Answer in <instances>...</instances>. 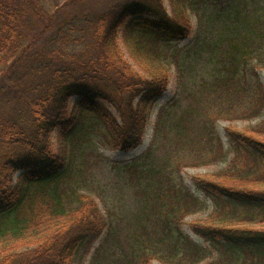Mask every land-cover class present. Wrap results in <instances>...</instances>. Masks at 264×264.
I'll use <instances>...</instances> for the list:
<instances>
[{
    "label": "trees",
    "instance_id": "1",
    "mask_svg": "<svg viewBox=\"0 0 264 264\" xmlns=\"http://www.w3.org/2000/svg\"><path fill=\"white\" fill-rule=\"evenodd\" d=\"M85 2L0 0V264H86L104 230H112L95 198L76 185L74 154L90 131L86 119L102 125L113 148H137L169 84V69L155 57L153 43L181 41L192 31V0H125L99 19L85 59L68 54L76 67L43 62L49 56L38 49L40 40H77L59 18ZM231 13L225 14L230 63L258 58L264 65V13L236 14L235 21ZM24 77L30 87H21ZM261 93L247 116L264 114ZM224 134L233 153L229 164L191 177L215 207L189 226L217 250L206 264H264V118L225 126ZM232 208L240 213L225 214ZM182 238L181 255L195 258L197 247L193 251L189 237ZM127 245L135 255L136 237ZM103 247L94 248V259ZM141 251L132 264L153 258Z\"/></svg>",
    "mask_w": 264,
    "mask_h": 264
},
{
    "label": "rangeland",
    "instance_id": "2",
    "mask_svg": "<svg viewBox=\"0 0 264 264\" xmlns=\"http://www.w3.org/2000/svg\"><path fill=\"white\" fill-rule=\"evenodd\" d=\"M124 1L87 0L62 13V26L78 38L68 40V45L40 40L38 49L49 56L43 62L52 61L63 70L76 67L68 54L85 59L87 38L99 19L108 17ZM228 11L233 21L236 14L255 18L264 13V0H192L190 35L181 41L153 43L155 57L169 69V84L153 105L137 148L127 153L113 148L102 125L93 117L86 119L90 131L74 154L76 185L95 198L112 224V230L106 228L94 244L104 246L99 255L93 258V247L86 264H132L130 258L136 259L141 249L153 255L148 264H206L216 257L217 250L189 226L211 215L215 207L211 198L194 187L191 177L229 164L233 153L225 126L255 125L264 118V114L247 116L253 104L262 100L264 65L258 58L242 61L236 57L230 63ZM27 78L21 79V87H30L24 82ZM32 93L28 96L33 97ZM183 210L188 211L183 215ZM235 212L240 213L234 208L225 210L229 216ZM185 235L195 245L191 244L193 251L197 247L193 259L188 253L181 255ZM134 237L138 249L131 255L127 243Z\"/></svg>",
    "mask_w": 264,
    "mask_h": 264
}]
</instances>
